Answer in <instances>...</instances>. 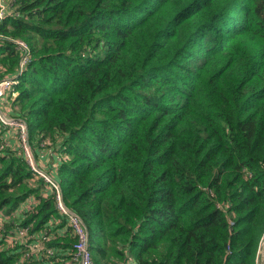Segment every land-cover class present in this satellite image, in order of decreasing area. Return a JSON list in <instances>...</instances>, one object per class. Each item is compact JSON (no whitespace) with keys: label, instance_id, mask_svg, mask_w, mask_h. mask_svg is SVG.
Segmentation results:
<instances>
[{"label":"trees","instance_id":"obj_1","mask_svg":"<svg viewBox=\"0 0 264 264\" xmlns=\"http://www.w3.org/2000/svg\"><path fill=\"white\" fill-rule=\"evenodd\" d=\"M5 7L0 80L18 74L9 111L37 166L51 160L93 263L258 264L264 0ZM55 193L20 147L0 150V264H78Z\"/></svg>","mask_w":264,"mask_h":264},{"label":"built area","instance_id":"obj_2","mask_svg":"<svg viewBox=\"0 0 264 264\" xmlns=\"http://www.w3.org/2000/svg\"><path fill=\"white\" fill-rule=\"evenodd\" d=\"M7 0H0V25L2 24L3 20L8 16L10 13L7 8L5 7V2ZM18 46L20 50L23 51L22 53V60H21V65H25L27 62V56H26V45L22 42H18ZM18 74L6 77L2 80H0V98L4 96L6 93H10L13 90V84L16 82ZM15 94V93H14ZM16 96V94H15ZM0 122L4 124V128H14L19 130L18 131V138L20 139L21 143L19 146L24 152L26 156V161L30 167V169L35 172L39 173L41 176L44 177L46 182L50 184L51 186H54L56 188V200H57V208L67 216L68 218V223L72 227L73 234L75 236V242L72 245V249L74 252V258L77 260L78 264H94L91 255H90V245H89V236L87 229L80 219L78 215H76L74 212L68 210L62 203L61 200V193L58 188V184L54 178L48 174H46L43 170H40V168L37 166L36 161L34 162L33 157H34V151H29L27 147V140H28V133H27V128L25 125L22 123L23 121L19 122H14L12 123L11 120L8 121H3L0 118ZM7 141V140H5ZM8 142V141H7ZM10 145V144H9ZM8 146V143L1 142L0 143V149H3ZM52 177V178H51ZM27 232V228L24 229H19L13 238H20L23 237Z\"/></svg>","mask_w":264,"mask_h":264},{"label":"rangeland","instance_id":"obj_3","mask_svg":"<svg viewBox=\"0 0 264 264\" xmlns=\"http://www.w3.org/2000/svg\"><path fill=\"white\" fill-rule=\"evenodd\" d=\"M16 94V91L13 89L12 90V92H10V93H6L4 96H2L1 98H0V118L3 120V121H8V120H11V122L12 123H14V122H19L20 120H18V119H16V117H14L13 115H11V113H10V111H9V106H10V104H11V102L15 99V94ZM21 121H22V119H21ZM24 125H25V127L27 128V125H26V123L23 121L22 122ZM2 129H3V132H2ZM1 129V134H2V137L3 138H0V141L1 140H4V142H6V143H8V145L10 144L11 146L13 145L14 147H16V148H19V147H21V146H19V144L21 143V141H20V139L18 138V131L19 130H17V129H15V127L14 128H7V127H3ZM27 133H28V128H27ZM5 140H7V141H5ZM1 142H3V141H1ZM0 142V143H1ZM27 147H28V150L29 151H32L33 149H32V146H31V144H30V141L29 140H27ZM40 148H38L37 150H38V152H40L41 154H46V152H48L49 153V147H44V146H39ZM0 150H2V149H0ZM47 153V154H48ZM43 154V155H44ZM40 156V155H39ZM39 158V157H38ZM33 160H34V162L36 161L37 162V157L35 156V154H34V157H33ZM39 161H40V164L45 168V173L46 174H48V175H50V171H49V173H48V171H46L47 169H46V167L49 165V163H50V161L51 160H48V155H45V156H43V157H41V158H39ZM38 161V162H39ZM40 170H44V169H42V168H40ZM54 176V175H53ZM52 178V177H51Z\"/></svg>","mask_w":264,"mask_h":264},{"label":"water","instance_id":"obj_4","mask_svg":"<svg viewBox=\"0 0 264 264\" xmlns=\"http://www.w3.org/2000/svg\"><path fill=\"white\" fill-rule=\"evenodd\" d=\"M258 264H264V238L261 243V248H260V256L258 259Z\"/></svg>","mask_w":264,"mask_h":264}]
</instances>
